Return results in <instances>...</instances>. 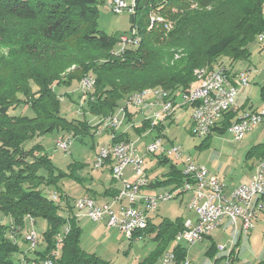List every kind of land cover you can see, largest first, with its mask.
<instances>
[{
    "label": "trees",
    "instance_id": "trees-1",
    "mask_svg": "<svg viewBox=\"0 0 264 264\" xmlns=\"http://www.w3.org/2000/svg\"><path fill=\"white\" fill-rule=\"evenodd\" d=\"M99 1L0 0V212L10 218L9 224L0 222V264H21V258H14L20 247L13 244L8 230L12 225L23 229L29 216L46 222L34 260L52 257L56 264H114L80 247L81 230L71 198L57 187V180L69 175L81 179L76 172L83 164H69V173L61 170L52 164L44 145L34 142L53 131L75 137L88 129V121L61 114L55 85H70L91 73L94 87L82 94L78 104L83 114L89 112L101 119L115 115L130 93L145 88H162L172 99L182 91L187 93L197 81L195 69H215L218 57L229 59V65L247 58L248 44L264 30V0H135L130 22L138 45L124 47L119 53L121 38L119 41L98 29ZM219 67L230 73L224 64ZM260 95L264 102V86ZM19 105H28L33 115L9 113L10 107ZM236 107L225 112L212 130H227L238 110L244 109ZM132 117L129 112L128 119ZM149 128L148 120L134 127L138 134ZM154 129L159 132L164 124ZM116 136H112L116 142L129 141L121 140L122 134ZM29 142L33 144L28 147ZM255 147L261 148L257 159L263 158L264 146ZM156 157L158 165L170 162L168 156ZM112 161L109 157L105 163L110 172ZM183 175L182 168L170 162L167 171L151 180L149 187L176 189L185 180ZM43 186L56 187L59 199L45 195ZM117 191L113 188L105 193L113 196ZM65 225L69 230L61 239ZM181 230H185L182 217L163 218L158 223L148 218L147 227L136 231L134 237L152 234L162 247V256ZM171 249L173 264H183L186 248L175 244ZM53 251H58L55 257Z\"/></svg>",
    "mask_w": 264,
    "mask_h": 264
},
{
    "label": "rangeland",
    "instance_id": "rangeland-1",
    "mask_svg": "<svg viewBox=\"0 0 264 264\" xmlns=\"http://www.w3.org/2000/svg\"><path fill=\"white\" fill-rule=\"evenodd\" d=\"M108 1L109 0H100L97 5V26L100 31L108 35L111 34V36L119 37L120 41L121 35H128L130 33L131 13L127 10H124L121 13H114L110 9ZM124 1L129 4L132 2V0ZM257 40L256 36V39L248 44L249 55L247 58L236 60L232 62V65H229V59L226 57H218V61L213 67L215 69H210L216 70L220 65L224 64L226 69L232 74H236L239 71H245L248 85L241 86L236 96V104L239 107L246 109L260 106L263 102L260 90L261 87L264 86V46ZM90 75L92 74L90 73ZM234 79L239 83L236 75ZM81 80H79V82L73 81L70 85H63L62 83L55 85L54 90L60 98L59 107L61 114L71 120L88 121L87 131L84 129L81 135L75 137L73 135H66L65 132L53 131L42 137L35 138L34 141L40 142L44 145L52 164L61 170L69 173L67 170L69 164L73 162H80L83 164V167L76 172L82 177L81 179L69 177V175L57 180V187L60 188L65 196L71 198L72 204L75 198L80 195L91 196L94 199H97L98 192H100L101 189L98 182L100 180L104 179V183L107 185L110 183L111 185L115 184L118 186L119 184L113 180L108 164L103 165V168L100 169L94 168L93 166L94 157L100 149L102 147L107 148L111 143L118 140L112 138V136H115L113 132H106L102 129V127H104V124L102 123L103 118L100 119L94 117L89 112L83 114V109L78 104L84 90ZM67 93L69 96H67ZM123 105L124 102L118 107ZM177 105L178 106L174 109L180 107L179 102H177ZM85 106L86 104H83V108H85ZM117 110L118 108L114 112L120 117L119 110ZM152 110L154 111L153 108ZM127 112L133 114L132 116L134 117V114L138 111L134 110L132 107H128ZM9 113L32 116L33 110L28 105H19L16 107H10ZM151 113L152 111L146 114L150 115ZM139 119H141V117ZM125 126L126 125L121 126L122 129H126ZM131 130H133V128ZM84 131H86V134H83ZM163 134L164 144L166 146L169 147L172 144L180 146L183 157H191L195 163L205 166L216 178L225 184V186L227 185L230 187L240 183L244 179L245 175L248 173L249 166L258 158V152L261 151V148H256L255 146H264V128L262 126H256L248 131L240 140H235L228 130H224L221 133L215 130L206 138L195 136L190 130L188 109L177 110L174 119L164 123ZM122 135L124 138L122 136L121 138L123 139L121 140H125L126 138L129 139L124 134ZM153 136H155L154 133H147L138 136L137 133L132 132V134L130 133V140L136 143L138 149L142 151L144 150V146L154 139ZM60 137L69 139L67 140L70 141L68 151H63L56 146V140ZM32 144L33 142H29L28 147ZM250 150L252 151V154L248 155L247 153ZM156 154L157 153L155 152L147 153L145 155V167L150 176L156 175L155 173L157 172V177L160 178L159 176L167 171L170 162L176 163L180 169L183 166L182 162L176 160L172 155H168L170 159L168 164L158 165L156 164ZM76 173L74 172V174ZM50 176L54 179L52 175ZM126 177L129 178L128 180L132 179L130 167H127L124 171V178ZM114 181L116 183H114ZM55 188L56 187L53 186H43L45 195L48 196L50 193H57ZM169 188L170 187H161L157 189V191L169 190ZM58 194L59 193H57V195ZM188 196V192L182 193L171 200L158 203V209L151 214L153 215V221L158 222L162 218L175 219L182 215L185 216L186 214L192 216L188 211V206H186ZM64 206V203L60 204L61 209ZM73 210V213L76 214L75 218L77 225L81 230L80 247L86 252L94 253L114 264H156L162 247L153 239L152 234L150 235L145 232V234H142V237L131 240L124 233L120 232L118 228L108 227L105 219L94 221L85 216L83 212L76 209ZM63 213H66L65 210H63ZM261 217L259 216L255 221V227L250 235H240L238 237L239 244L237 247L240 252H233L230 257L225 258L226 252L218 249V246L220 245L228 248L232 240H236L237 243L238 238L236 237L238 235L234 239L233 228L232 226H229L213 229L206 237H203L194 244H187L185 241H182V245L187 250V258L191 261V264H210L213 260H217V264H224V260L226 259L230 261L231 264H257L260 261H264V219H260ZM0 222L3 224H9L10 218L0 212ZM28 222L29 219L26 218L23 229L13 231V229L9 228L8 235L10 233L14 234L16 240H19L17 243L20 247L19 252L14 254V258H25V260L29 262L30 260H34L33 256L35 255L34 253L28 252L27 245L21 237L24 236L26 231L30 228L36 229L39 237H41L42 232L46 228V222L43 219H36L33 226ZM181 231L176 234L173 243L170 244L167 251H171V247L174 246V243L179 244L181 242ZM59 235H64V227ZM236 243L235 247L237 245ZM208 250L211 254L207 253ZM220 254H223V257L218 258ZM233 255L237 259L232 261L231 259ZM159 261L157 262L159 263Z\"/></svg>",
    "mask_w": 264,
    "mask_h": 264
},
{
    "label": "built area",
    "instance_id": "built-area-1",
    "mask_svg": "<svg viewBox=\"0 0 264 264\" xmlns=\"http://www.w3.org/2000/svg\"><path fill=\"white\" fill-rule=\"evenodd\" d=\"M108 5L114 13H121L127 10L130 13L134 12L133 0L126 3L124 0H109ZM162 21L159 16L151 17ZM170 27V24H166ZM134 26L130 29L128 35H121V42L119 44L118 52L121 53L124 47L129 45H138L134 39ZM264 46V32H259V39L257 40ZM117 52V53H118ZM238 77L239 83L234 79ZM95 80L91 77H84V90L82 94L91 91L94 87ZM248 85V80L245 71H239L236 74L227 73L224 67L217 69L216 76H213L212 83L204 85V89L195 92L194 100H186L185 91L180 92V106H188L191 108V101H197V93H204V101H199L200 113L190 112V130L195 136L205 138L210 134L213 127L216 126L225 112L235 110L236 96L241 86ZM167 96V95H166ZM166 96L157 98V100L150 102H142L140 100L124 101V105L119 107L120 116H125L126 129L141 125V121H150L149 130L147 133H154V139L144 146V150L140 151L136 143L124 144L116 148V166L112 171L113 180L119 183L118 191L112 196L111 200L104 203H99L96 199L89 196H80L73 201V209H76L91 220H104L108 227H116L120 232L124 233L129 239H133L136 231H142L147 227V220L150 214L156 212L158 203L171 200L182 193H189L188 209H191L196 214V221L192 222L187 219L185 230L180 232L181 242L185 241L187 244H194L202 239V233H208V228L213 225H222L227 221L233 227V237L239 235L248 236L255 227V221L260 215H264V156L261 157L260 162L254 166L251 177L226 191L223 184L218 178L209 174L208 169L195 163L191 157H183L180 146L172 144L169 147L164 144L163 130L155 132L157 125L164 124V113L166 107L175 99H167ZM128 107L134 108L139 113L144 114L145 107L154 109L150 115L144 114L141 120L135 121L128 119ZM131 114V113H130ZM108 119V127H102L114 135L120 131L125 132L122 127H115L113 125V118L108 115L104 117ZM122 125V126H124ZM114 126V127H113ZM262 126L264 128V103L257 109H241L238 110L235 118H233L227 130L235 140L242 139L245 134L255 128ZM69 139L60 137L56 140V146L68 151L70 141ZM106 147H102L95 155L93 160L94 168H102L103 156ZM157 153L162 156L172 155L176 160L182 162V172L185 176L183 183L176 189L160 190L154 194H143L141 191L149 186L151 179L149 178L145 168V155L147 153ZM130 167L132 179L124 178V171ZM49 198L57 201L59 195L57 193H50ZM74 211V210H73ZM76 217V214L73 213ZM29 216V215H27ZM31 226L34 225V220L29 216ZM13 226V231L17 230V226ZM69 226L65 225L64 233L68 232ZM13 236V234H12ZM63 236H61L62 239ZM139 238V237H137ZM27 245V250L30 253H35L39 246V235L36 229L30 228L26 234L21 237ZM60 239V241H61ZM59 241V246H60ZM13 244H17L19 240H13ZM218 249L226 252V257L235 251V240H232L230 246L220 245ZM58 251H53L52 255L55 257ZM171 256L174 252L171 249L169 256H163L164 261H171ZM52 257H45L40 261L21 259V264H56ZM183 264H189V260L185 259ZM225 264H231L227 259Z\"/></svg>",
    "mask_w": 264,
    "mask_h": 264
},
{
    "label": "bare ground",
    "instance_id": "bare-ground-1",
    "mask_svg": "<svg viewBox=\"0 0 264 264\" xmlns=\"http://www.w3.org/2000/svg\"><path fill=\"white\" fill-rule=\"evenodd\" d=\"M134 3L135 0H133V9H134ZM136 32V30H135ZM134 32V34H135ZM261 32H264L261 31ZM257 39H259V34L257 36ZM217 73V69L216 70H208L207 68H202V69H195L194 70V74L197 76V81H195L196 83H194L190 90L185 93V97L186 100H194V95L195 92H197L198 90H202L204 89V85H208V83H212L213 81V76H216ZM89 77H91L92 80H95V78L92 75H87ZM86 77V75H85ZM81 84L83 85L82 87L84 88V77L81 80ZM167 95V96H166ZM166 96L167 99H172L168 92L163 90L162 88H158V87H154V88H145L141 91H136V92H132L128 95V97H126V101H135V100H140L142 102H150V101H154L157 100V98ZM199 101H204V93H197V101H191V105H192V109H193V113H200V105H199ZM178 106L177 102H173L171 105H169L168 107H166L165 109V113H164V120H168V118H170L172 116L173 113V109ZM109 118H113V125L115 127H121L124 123H125V116H120L118 117V114L112 115V116H108ZM102 123L104 124V127H108V119H104L102 120ZM113 126V127H114ZM128 143H133V142H125V141H120V142H116V143H111L107 148H105V152L104 156H103V162H102V168L103 165H105L106 160L110 157L113 159L112 163H111V174L112 171L115 170V166H116V148L120 147L124 144H128ZM261 159H258V162H260ZM100 169V168H99ZM188 206V203H187ZM187 225V221H185L184 224V228H186ZM221 225H213L212 228H208V233L210 231H212L215 228L220 227ZM65 230V228H64ZM208 233H202V238L205 237ZM13 240H16V236L13 234V236L10 235V238ZM171 254V251H166L162 256L161 259L159 261V263H163V256H169ZM174 262V257L171 256V261H164V264H173Z\"/></svg>",
    "mask_w": 264,
    "mask_h": 264
},
{
    "label": "crops",
    "instance_id": "crops-1",
    "mask_svg": "<svg viewBox=\"0 0 264 264\" xmlns=\"http://www.w3.org/2000/svg\"><path fill=\"white\" fill-rule=\"evenodd\" d=\"M179 96V95H178ZM176 97V101L177 102H179L180 103V101H181V99H180V96L179 97ZM123 102H124V100H123ZM122 102V103H123ZM264 102H262L261 103V105L263 104ZM237 105V104H236ZM260 105V106H261ZM238 106V105H237ZM260 106H257V107H255V108H251V109H257V108H259ZM182 110V109H188V117H189V121H190V112H191V108L190 107H188V106H186V105H184V106H180V107H178V108H176V109H174L175 111H174V113H173V115L166 121V122H168L169 120H173L174 119V117H175V113H176V111L177 110ZM151 111H153L152 110V108H150V107H146L145 108V110H144V114H146V113H150ZM143 113H139V112H137L136 114H134V117H132V119L131 120H141L142 119V117H143V115H144ZM133 115V114H132ZM141 117V119H139ZM135 122V121H134ZM132 128H129V129H127L125 132H122V131H120L119 133H118V135H120V134H124L126 137H128L129 138V140L131 139L130 138V133L132 134V132H135V133H137L138 134V132L134 129V127H133V130H131ZM106 132H109V130H107V129H104ZM123 130H125V129H123ZM212 132H214V130H212L211 132H210V134L212 133ZM143 133L144 132H142V133H140V134H138V136H142L143 135ZM210 134H209V136H210ZM130 142H133V141H131L130 140ZM111 143V142H110ZM134 143V142H133ZM146 157V156H145ZM256 161L255 162H253L250 166H249V170H248V173L245 175V177H244V179L240 182V183H243V182H245V181H247L250 177H251V175H252V172H253V169H254V166L256 165V163L258 162V159H255ZM146 168V167H145ZM109 171H110V166H109ZM209 171V170H208ZM164 173V172H163ZM147 174H148V172H147ZM156 175H152V176H150V175H148L149 176V178L153 181V180H156V179H159L157 176V172L155 173ZM209 174H211V175H213V173L211 172V171H209ZM214 176V175H213ZM160 178H161V176H159ZM126 179H129V178H127L126 177ZM93 181V180H92ZM101 181H102V183H101ZM99 182V184H100V187H101V189H100V192H98L99 194L97 195L98 196V198L96 199L99 203H104V202H108V201H110L111 200V198H112V196L111 195H109L108 193H105V191H107V189H110V190H113V188H115V189H118L119 188V184H118V186H116L115 184H113V185H111L110 183L107 185V184H105L104 183V179L103 180H100V181H98ZM114 183H116L115 181H114ZM240 183H237L236 185H233V186H227L226 185V187H224L225 188V190L228 192V191H230L232 188H234V187H236L237 185H239ZM88 189V188H87ZM90 189V188H89ZM157 189H159V188H153V187H149V186H147V187H145L144 189H142V193L143 194H154L155 192H157ZM150 191H155V192H150ZM158 191H160V190H158ZM109 192H111V191H109ZM95 195H96V192H95ZM80 196H84V195H80ZM80 196H78V197H80ZM188 198H189V196H188ZM188 200V199H187ZM187 202V201H186ZM185 202V203H186ZM187 206V205H186ZM191 214H192V216H189L190 214H186L185 216L184 215H182L181 217L184 219V221H187V219H190L192 222H195L196 221V214H195V212L193 211V210H191V209H189L188 210ZM262 216V217H261ZM260 219H264V215H260ZM148 218H151L152 219V221H153V215H149V217ZM163 219V218H162ZM161 220H159L158 222H160ZM154 222V221H153ZM158 222H154V223H158ZM229 226H231L227 221H224L223 222V224L220 226V227H218V228H225V227H229ZM233 228V227H232ZM238 236L236 237V238H238L240 235L239 234H237ZM207 236V235H206ZM205 236V237H206ZM235 243H236V240H235ZM179 244H182V242H180ZM237 245H236V247H235V249H236V252L235 253H237V252H240V250H239V248L237 247L238 246V244H239V238L237 239V243H236ZM174 245H175V243H174ZM166 251V250H165ZM240 254V253H239ZM162 255V254H161ZM221 257H223V254H220V256L218 257V258H221ZM160 258L161 257H159L158 258V260L157 261H159L160 260ZM216 258V257H215ZM217 258V259H218ZM186 259L187 260H189L188 258H187V256H186ZM237 259V258H236ZM156 261V264L158 263ZM189 264H191V261L189 260ZM210 264H214V260L212 261V263L210 262ZM224 264H225V260H224Z\"/></svg>",
    "mask_w": 264,
    "mask_h": 264
}]
</instances>
